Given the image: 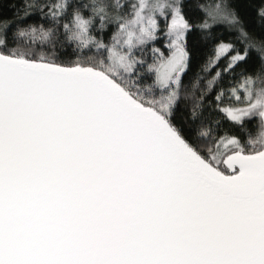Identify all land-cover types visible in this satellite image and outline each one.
I'll return each mask as SVG.
<instances>
[{
  "label": "snow or ice",
  "instance_id": "snow-or-ice-1",
  "mask_svg": "<svg viewBox=\"0 0 264 264\" xmlns=\"http://www.w3.org/2000/svg\"><path fill=\"white\" fill-rule=\"evenodd\" d=\"M0 264H264V0H0Z\"/></svg>",
  "mask_w": 264,
  "mask_h": 264
}]
</instances>
